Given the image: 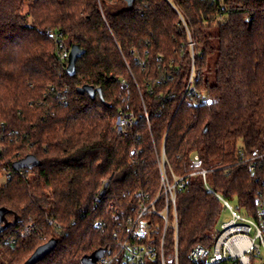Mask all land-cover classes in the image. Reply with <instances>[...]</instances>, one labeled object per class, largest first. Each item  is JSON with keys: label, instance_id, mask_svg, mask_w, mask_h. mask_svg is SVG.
Instances as JSON below:
<instances>
[{"label": "trees", "instance_id": "1", "mask_svg": "<svg viewBox=\"0 0 264 264\" xmlns=\"http://www.w3.org/2000/svg\"><path fill=\"white\" fill-rule=\"evenodd\" d=\"M52 34L84 50L74 76ZM121 113L135 116L127 134L116 128ZM240 150L264 151V0H0V264H25L53 239L37 264L118 251L159 192L163 154L168 172L186 178L178 239L180 264H191L223 211L191 175L195 157L215 193L256 213L264 176L239 162ZM30 155L40 165L16 172ZM175 239L171 225L167 251Z\"/></svg>", "mask_w": 264, "mask_h": 264}, {"label": "built area", "instance_id": "2", "mask_svg": "<svg viewBox=\"0 0 264 264\" xmlns=\"http://www.w3.org/2000/svg\"><path fill=\"white\" fill-rule=\"evenodd\" d=\"M52 36L58 42L59 59L66 67L71 48H67L58 34ZM192 81L191 78L190 85ZM190 85L188 89L194 94L195 89ZM206 101L211 102V99ZM134 122L133 114L121 113L116 123L117 131L127 134L128 127ZM238 158L251 173L264 176V151L249 155L240 150ZM193 166L198 169L191 175L202 177L207 189L220 199L223 207L227 206L230 209L231 219L222 223L210 247L197 245L192 249L191 264H264V178L256 200V213L247 215L246 212L231 209L228 200L209 187L208 171L200 168L197 157L193 161ZM160 172L161 184L156 198L151 202L144 201L137 215L129 220L127 234L120 242L118 251L104 252L96 264H148L149 261L180 264L177 196L179 190L184 187L186 178L168 172L165 154L160 163ZM157 219L161 221V225ZM171 225L176 228L175 246L172 251H167L166 235ZM161 227L162 236H158ZM33 231V227L29 226L23 232V236Z\"/></svg>", "mask_w": 264, "mask_h": 264}, {"label": "water", "instance_id": "3", "mask_svg": "<svg viewBox=\"0 0 264 264\" xmlns=\"http://www.w3.org/2000/svg\"><path fill=\"white\" fill-rule=\"evenodd\" d=\"M133 0H128L129 5L132 4ZM84 54V50H82L78 45H73L70 49V56L68 60V64L66 66V71L70 76H74L76 72V62L79 57ZM81 94H89L91 98H95L96 93L98 92L101 99L103 100L101 90H96L91 86H84L78 89ZM40 165V161L33 155L27 156L26 158L19 160L13 165V169L16 172H20L23 169L31 170L34 167ZM5 209L0 208V234L5 230L4 226V218H5ZM57 246V240H50L49 242L43 244L32 254V256L28 259L25 264H37L42 261L46 256H48ZM102 254L96 253L92 257H90L87 261L88 264H96L98 259Z\"/></svg>", "mask_w": 264, "mask_h": 264}, {"label": "rangeland", "instance_id": "4", "mask_svg": "<svg viewBox=\"0 0 264 264\" xmlns=\"http://www.w3.org/2000/svg\"><path fill=\"white\" fill-rule=\"evenodd\" d=\"M228 205L230 206L231 209L237 210L238 201L236 199L235 200H228ZM230 219H231L230 209L227 208V206L223 207V211H222L221 216L219 218L218 228L222 225V223L229 221ZM263 253H264V249H263Z\"/></svg>", "mask_w": 264, "mask_h": 264}]
</instances>
